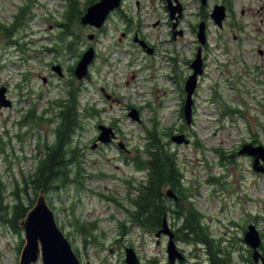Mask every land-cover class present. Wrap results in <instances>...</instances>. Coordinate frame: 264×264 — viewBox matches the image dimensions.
<instances>
[{"label": "rangeland", "instance_id": "rangeland-1", "mask_svg": "<svg viewBox=\"0 0 264 264\" xmlns=\"http://www.w3.org/2000/svg\"><path fill=\"white\" fill-rule=\"evenodd\" d=\"M86 1L79 0L80 9L86 8ZM180 1L184 4L179 26L183 36L175 39L171 33L166 0H125L120 11L111 14L97 30L90 44L97 54L90 66V77L81 80L80 111L94 106L98 114L85 117L75 136L84 153L85 187L72 184L46 195L58 225L74 250L78 248L79 252L75 251L82 264H125L127 247L134 248L140 264L151 260L169 264L168 237H157V231L132 224L126 209L130 206L131 183L135 185L146 175L130 160L136 149L144 152L147 128L157 125L161 132L173 128L176 133L186 123L181 116L186 95L185 90L182 92L184 75L189 74L185 61L199 46L192 27L202 18L200 0ZM223 1L208 0L205 8L211 12L215 4ZM230 2L233 11L223 28L211 16L206 17L207 75L200 78L194 95L193 125L186 124L184 132L179 131L190 133L191 142L178 144L164 136L167 146L177 153L184 186L217 239L241 235L237 224L244 221L246 214L257 216L256 224L264 230V175L253 170L249 156L238 153L243 143L253 138L264 145V0ZM68 3L69 0H0V23L11 24L21 11L25 21L14 35L18 46L6 44L0 37V88L6 87L13 102L0 107V184L7 203H14L11 191L16 181L23 183V176L36 167L38 143L44 147L53 141L58 99L65 94L79 51L89 46L87 34L91 31L83 25L76 53L67 49L69 38L63 35L64 26L60 24L66 20V10L72 11ZM136 31L155 47L154 55L149 56L131 38L122 36L123 32ZM170 57L178 59L175 74ZM52 62L62 65L63 76L51 69ZM215 89L221 99L213 101ZM227 105L244 110L245 115H223ZM33 108L36 115L53 119L51 124H21L25 116H32ZM132 108L138 109L139 120L129 116ZM99 123L114 124L118 139L92 149ZM122 143L124 149L120 147ZM217 149L232 155V162L222 160ZM23 196L27 201V193ZM78 220L96 224L94 234H83ZM122 222L129 227L127 234L121 233ZM168 222L170 228L181 223L172 215ZM22 240L24 243L22 229L15 231L0 220V264H19ZM177 245L186 261L175 264L207 259L203 244L179 240Z\"/></svg>", "mask_w": 264, "mask_h": 264}, {"label": "trees", "instance_id": "trees-1", "mask_svg": "<svg viewBox=\"0 0 264 264\" xmlns=\"http://www.w3.org/2000/svg\"><path fill=\"white\" fill-rule=\"evenodd\" d=\"M97 1L87 0L86 8ZM79 4V0H69L68 5H71L72 11L66 10L65 15L63 35L69 38L67 49L70 53H76L77 44L83 38L81 34L83 25L80 18L86 8L80 9ZM202 8L205 7L202 6ZM206 13L204 16L202 15L204 19L209 17V12ZM16 16L17 21L14 27L7 31V35L11 34L15 27H20L24 23L23 11ZM126 21L131 25V21L127 17ZM75 25H77V30L74 29ZM81 54L82 52L79 51V56ZM71 71L72 75L65 84V94L58 99L56 114L58 123L52 128L54 140L46 142L44 147L41 146L40 142L38 143L39 153L36 167L32 173L23 176V183L16 181V185L11 191L14 203L5 202L4 186L0 184V220L5 223L8 222L15 231H19V221L33 207L41 190H44L47 195L52 191H61L62 188H67L72 184L78 188L85 187L84 153L81 152L79 144H75V136L82 127L83 119L98 113L94 106L85 107L83 111H80L82 81L77 80L74 76V68H71ZM88 76L90 77V74ZM183 91L184 89H182ZM216 98L217 90L215 89L212 100L216 101ZM184 100L185 98L182 104H184ZM235 111L236 108L227 105L223 115L233 116ZM31 114V117H28L29 114L25 116L21 124L26 123L31 124V126L42 127L45 118L36 115L37 112L34 108L31 110ZM181 116L184 117L183 107ZM51 122L52 119H49V124ZM186 124L183 123L179 129L180 132L184 131L183 128L187 126ZM173 132V128L161 132L157 125L147 128L145 137L148 141L144 144V152L136 149L134 157L130 160L138 171H144L146 174L135 185L131 183V191L128 194L130 206L126 209L130 214L131 222L145 229L158 231L162 227L164 217L172 215L181 221L179 227L175 226L178 240L205 246L207 259L197 258L194 264H230V254L222 249L221 240L211 234L208 226L203 222L204 214L196 207L195 201L191 199L187 188L184 186V173L178 162L177 153L172 152L167 143L164 142V136H170ZM257 142L261 143L259 140ZM217 152L222 160L227 159L228 162H232V155H226L224 151L219 149ZM168 189H172L178 199L169 198ZM24 193H27V201L23 199ZM77 222L83 234L90 236L94 234L93 230L97 227L96 224L81 223L80 220ZM121 229L122 234H127L129 227L126 222L121 223ZM22 244L24 245L23 240ZM75 250L77 253L79 252L77 247ZM146 264L157 263L151 260Z\"/></svg>", "mask_w": 264, "mask_h": 264}, {"label": "water", "instance_id": "water-1", "mask_svg": "<svg viewBox=\"0 0 264 264\" xmlns=\"http://www.w3.org/2000/svg\"><path fill=\"white\" fill-rule=\"evenodd\" d=\"M122 0H98L89 5L80 21L82 25L92 26L97 29L102 28L111 12L120 7ZM175 2V3H174ZM203 5L208 3V0H201ZM174 4V5H173ZM167 8L171 20H173V35H182L183 31L177 29L179 20L183 16V5L180 0H168ZM227 16L226 6L223 4H216L212 11L211 17L214 22L223 27L224 20ZM93 38L94 34L88 35ZM124 36V34H123ZM197 39L199 47L196 58L192 62L193 73L188 76L185 81V102L183 106L184 118L187 124H191L193 120V104L194 93L198 87L199 76L204 72L203 62V46L207 43L206 22L203 20L199 23L197 31ZM134 41L145 48L148 54H152L153 49L147 43L140 39L138 35L135 36ZM96 52L93 46L87 48L81 55L74 68V75L78 80H83L87 77L90 70V65L95 58ZM53 70L60 76H63L62 66L56 64ZM6 87L0 88V107L11 106L12 101L6 95ZM129 116L133 119L139 120V113L136 108H132ZM100 134L97 138L102 143H110L115 137L116 133L110 126L100 124L98 126ZM171 140L178 144H188L190 139L184 133H175L171 135ZM124 148V145H120ZM96 145H93L95 148ZM240 154H248L253 157V170L264 175V145L246 143L239 151ZM169 197L177 198V195L172 189L167 190ZM19 228L24 231L25 242L22 247L19 264H82L81 259L74 250L69 238L60 228L56 221V217L52 207L49 205L46 193L41 190L38 193L37 200L33 207L27 212L24 218L19 221ZM167 235L169 241L167 245L168 262L175 264L177 261L185 259V255L179 250L175 241V234L168 223V218L165 216L162 227L157 231L156 236L161 237ZM246 243L254 249V256L256 259L260 256L258 250L262 243V237L257 226L252 223L249 225L245 233ZM125 264H140V260L133 247L125 249ZM85 264H92L87 261ZM264 264V259H263Z\"/></svg>", "mask_w": 264, "mask_h": 264}, {"label": "flooded vegetation", "instance_id": "flooded-vegetation-1", "mask_svg": "<svg viewBox=\"0 0 264 264\" xmlns=\"http://www.w3.org/2000/svg\"><path fill=\"white\" fill-rule=\"evenodd\" d=\"M123 1H125V0H122V4H123ZM200 2H201V0H200ZM166 3L168 4V0H166ZM175 3V2H174ZM208 4V3H207ZM206 4V5H207ZM220 4H223V5H225L226 6V10H227V16H226V19L227 18H229L230 17V15H231V13H232V11H233V8H232V4H231V2H230V0H224L223 1V3H220ZM174 5V4H173ZM206 5H203L202 3H201V6H200V16H201V20L199 21V23L201 22V21H205L206 22V18L204 19L203 17H202V15L204 16L205 14H207L206 12H207V9L206 8H202V6L203 7H205ZM216 5V4H215ZM214 5V6H215ZM213 6V7H214ZM183 7H184V4H183ZM122 7H120V9H121ZM118 10V9H117ZM116 10V11H117ZM118 11H120V10H118ZM212 11V10H211ZM115 12V11H114ZM114 12H112L111 14H113ZM19 14V13H18ZM65 14H66V12H65ZM111 14H110V16H111ZM209 16H211V12L209 11ZM109 16V17H110ZM64 17H65V15H64ZM124 18L126 19V16H124ZM182 19V18H181ZM180 19V20H181ZM225 19V20H226ZM224 20V21H225ZM16 21H17V16H15V18H14V21L11 23V24H3V23H0V37H3L4 39V42L6 43V44H14L15 46H18L17 44H20L18 41H16V39H14V35L17 33V27H15V30L11 33V34H9V35H7V31H9L10 30V28H13L14 27V25H15V23H16ZM25 22V21H24ZM199 23H194V25H193V27H192V30L193 31H195L196 32V35H197V31H198V26H199ZM224 24V23H223ZM25 24L23 23V25L22 26H24ZM60 26H64V23H62V24H60ZM171 26H172V30H171V33L173 34V21L171 20ZM179 26H180V24H179ZM179 26H178V28L177 29H179V30H182L183 31V34L182 35H177V37L178 36H183L184 35V30L183 29H180L179 28ZM86 27H88L89 28V31H91V32H89L88 34H87V39L89 40L88 41V43H89V46L87 47V48H89L90 46H93V45H90V44H92V42L95 40V38H96V34L98 33V31L97 30H99V29H101V28H99V29H97V28H95V27H92V26H86ZM224 27V26H223ZM222 27V28H223ZM207 28H208V24H207V22H206V32H207ZM221 28V27H220ZM92 29H93V31H92ZM94 31H96V33L94 32ZM90 34H94V37L93 38H89V36L88 35H90ZM123 34H124V37L127 39H130L131 38V40L132 41H134V38H135V36L136 35H138L139 36V38L140 39H142V40H144L147 44H148V46L150 47V48H152L153 49V52H152V54H149V56H152V55H154L155 53H156V50H155V47L153 46V45H151L150 43H149V41L144 37V35H141L140 34V32L139 31H136L134 34H132V33H130V32H123L122 33V36H123ZM173 37H174V35H173ZM177 37H174L175 39L177 38ZM6 40V41H5ZM197 41H198V39H197ZM208 41H209V39H208ZM208 41H207V43H206V45H204L203 46V49H202V51H203V62H204V72H203V74L202 75H200L199 76V80H200V78H202V77H205L206 75H207V61H206V58H207V52H208ZM134 43L136 44V45H138V47L143 51V52H145L146 54H147V52H146V50H145V48H143L139 43H137V42H135L134 41ZM199 47V46H198ZM198 47H197V50H196V53H193L192 54V56L189 58V59H186V65H187V67H188V71H189V74L187 73L186 75H184V78H188V76H190V74H192L193 73V68H192V62H193V60L196 58V55H197V51H198ZM86 48V49H87ZM85 49V50H86ZM54 51H56L57 49L55 48V49H53ZM84 52V51H83ZM260 53L262 54L263 53V50H260ZM96 54H97V51H96ZM81 56V55H80ZM80 58V57H79ZM95 58H96V56H95ZM170 59H171V61L173 60V65L176 63V61L178 60L177 59V57H170ZM79 60V59H78ZM56 64H59V63H56V62H52L51 63V69L53 70V66L54 65H56ZM59 65H61V64H59ZM62 66V65H61ZM74 67H75V65H73ZM72 66V67H73ZM73 67V68H74ZM174 67H176V64L172 67V70L174 69ZM62 70H63V67H62ZM54 71V70H53ZM178 71V70H177ZM55 72V71H54ZM173 73L175 74V72H174V70H173ZM175 80H176V78H174ZM48 81V78L47 77H45V82H47ZM215 92V91H214ZM214 94V93H213ZM58 99V98H57ZM56 99V100H57ZM217 100L218 99H221V97L218 95V93H217V98H216ZM55 101V100H54ZM53 101V102H54ZM55 103H57V102H55ZM183 103V102H182ZM58 104V103H57ZM194 104H195V99H194ZM183 105V104H182ZM193 109H194V106H193ZM138 110V109H137ZM245 111L244 110H239V109H237L236 108V111H235V114H237V113H241V116H244L245 115V113H244ZM138 113H139V111H138ZM56 117H57V115H56ZM45 119V121H48L49 122V117L47 118V117H44ZM47 119V120H46ZM53 120V119H52ZM100 124H102V123H99V124H97V129H98V126L100 125ZM187 125H193V120H192V123L191 124H187ZM111 127L114 129V131H115V133H116V137H115V139L112 141V142H110V143H108V144H112L113 142H115L117 139H118V133H117V130H116V128H115V126H114V124H111ZM176 131H178V132H176V133H179V130H176ZM184 132V131H183ZM173 133H175V132H173ZM172 133V134H173ZM99 134H100V130L98 129V134H96V136H95V138L93 139V143H92V145H91V147H92V149H95V148H98V147H102V146H104V145H106V143H102V142H100V141H98L97 140V138H98V136H99ZM171 134V135H172ZM185 135H186V137L188 138V139H190L189 137H192V135L190 134V133H184ZM170 135V136H171ZM54 140V139H53ZM259 139H257V138H253L250 142H244L243 143V145L244 144H246V143H252V144H255V145H257V144H260V143H258L257 141H258ZM190 142H191V139H190ZM189 142V143H190ZM78 142L75 140V144H77ZM188 143V144H189ZM96 145V147L95 148H93V145ZM123 144V143H122ZM124 145V144H123ZM242 145V146H243ZM242 146L240 147V149L242 148ZM121 147V146H120ZM124 148H125V146H124ZM123 148V149H124ZM81 149V148H80ZM240 149H239V151H240ZM82 150V149H81ZM239 151H238V153H239ZM82 153H83V150L81 151ZM240 154V153H239ZM247 156H249L248 154H246ZM250 158H251V160H252V162H253V157L252 156H249ZM127 161H128V159H127ZM252 166H253V163H252ZM169 197V196H168ZM169 198H171V199H178V197L177 198H172V197H169ZM109 199H113V198H109ZM246 213V212H245ZM167 218H168V216H167ZM257 219H258V217L257 216H253V215H250V214H246V216H245V218H244V221L243 222H241L240 224H237V226H239L240 228H241V235H233V236H231V237H226V238H221L220 240H221V246H222V249L226 252V253H229L230 254V256H231V263L230 264H263V259H264V230L263 231H261L260 229H259V227L257 226V224H256V221H257ZM255 222V223H254ZM169 223V222H168ZM252 223H254L256 226H257V228H258V230L260 231V234H261V237H262V243H261V245L259 246V248H258V250H259V252H260V256L258 257V259H256L255 258V256H254V249L251 247V246H249L247 243H246V241H245V233H246V231L248 230V227H249V225L250 224H252ZM169 226H170V224H169ZM175 226H173V227H171L172 228V230L174 231V234H175V240L178 242L179 240H178V238H177V233H176V228H174ZM165 236H167V235H165ZM176 242V243H177ZM236 254V258L235 257H233L232 258V255H235ZM238 258V259H237ZM236 259H237V261H236ZM185 261H186V258L184 259ZM178 262V261H177Z\"/></svg>", "mask_w": 264, "mask_h": 264}]
</instances>
